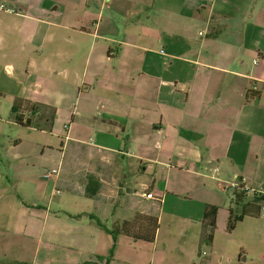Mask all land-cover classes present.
I'll list each match as a JSON object with an SVG mask.
<instances>
[{
    "label": "crops",
    "instance_id": "1",
    "mask_svg": "<svg viewBox=\"0 0 264 264\" xmlns=\"http://www.w3.org/2000/svg\"><path fill=\"white\" fill-rule=\"evenodd\" d=\"M0 4L9 8L0 11V57L36 82L14 84L27 92L13 96L17 123L42 119L43 106L58 136L70 124L58 166L9 159L20 201L0 200V264H172L168 242L156 258L160 230L148 243L115 241L106 229L165 213L197 228L203 244L207 205L219 208L214 238L190 262L233 264L224 261L235 208L227 187L236 180L264 195V0ZM35 84L59 86L56 99L34 98Z\"/></svg>",
    "mask_w": 264,
    "mask_h": 264
},
{
    "label": "rangeland",
    "instance_id": "2",
    "mask_svg": "<svg viewBox=\"0 0 264 264\" xmlns=\"http://www.w3.org/2000/svg\"><path fill=\"white\" fill-rule=\"evenodd\" d=\"M1 5L3 4H0V6ZM0 11H9V8L4 5V8L0 9ZM0 61L2 64L0 71V200L2 203H8L13 200H19L20 197V191L15 195L14 199L12 196L13 192L17 191L16 187L10 181L9 167L12 162L9 161V159L13 160L14 156H19L24 158L29 166H33L40 170L51 169L52 167L58 166L59 162L62 161V143L65 142L64 136L67 134L66 127H69L70 124H67L66 127L62 124V129L60 131H62L63 136H58L57 130L53 132L52 127L47 125L46 122L47 115H54V113L43 106H39V118L42 119H36L38 117L34 118L32 116L31 125H27L26 122L24 125L17 123L14 117L13 96L26 95L27 92H23L21 86H14V84H17V81L27 82L28 79L31 78L26 74L25 70L18 69L17 66H15L14 59H5L1 56ZM11 66H13L14 71L10 68ZM55 79L57 81V78ZM34 80L35 79H31L33 83H36ZM14 81H16V83H14ZM35 85L36 86H28L30 91L36 92L30 93L34 98L40 101H43L45 96L56 99L59 86H53V84L50 86ZM72 101L75 102V98ZM75 108L76 105H72L71 109L74 112H76V110H74ZM29 113L30 112H28V115ZM227 196L231 197L233 195L230 192ZM71 198L78 200L77 197ZM248 198L252 199L251 197ZM88 202L92 204L91 201ZM168 205H170V202H168L166 210L168 209ZM163 206L162 204V210ZM1 217L4 216L1 215ZM157 218L159 222L157 232L160 230L157 244L158 252H156L157 260L160 258L159 254L164 250V245L167 242L169 246L166 250V257L167 261L172 264H191L190 261L193 256L196 254L200 255L201 251L207 249L206 245L210 244L205 238L203 244H201L199 237H197V228L195 227H191L187 224L185 226L178 219L165 213L162 217L160 216V219L159 215ZM1 220L8 221V218ZM219 225H221V223ZM263 230L264 219L256 217L255 219H249L245 224H239L232 233L227 232L229 237V252L224 256V261L227 262L231 256L232 259L235 260L233 264H264V247L262 248L260 245V238L264 236ZM137 244L136 246H143L144 249H147L146 254H149L148 250L151 247L150 244ZM199 244H201V246H199ZM241 244H243L242 247H245V250H243V258H246L247 261L242 260L238 262L239 260L235 258H237L240 253V248H242ZM199 247H202L201 250ZM123 255H126L128 259H134V257H136V251L132 252L131 250ZM149 257L150 256L146 255V258Z\"/></svg>",
    "mask_w": 264,
    "mask_h": 264
},
{
    "label": "trees",
    "instance_id": "3",
    "mask_svg": "<svg viewBox=\"0 0 264 264\" xmlns=\"http://www.w3.org/2000/svg\"><path fill=\"white\" fill-rule=\"evenodd\" d=\"M33 113L36 114V109H32ZM22 115H18L19 124H23L20 117ZM27 125H30L26 122ZM249 192L245 190L244 186L234 192V203L235 208H231L229 211V218L227 221L226 231L228 233H232L237 225L244 221L246 217H260V212L262 208V203L264 202L263 194H254L250 199L248 198ZM219 208L214 205H207L204 209L203 213V224L206 228V237L205 240L208 242H212L214 238V233L217 227V216H218ZM78 216L77 218H80ZM158 218H146L144 221L141 219H136L135 222H124L122 224H118L114 226L112 229H106L107 233H109L114 240L118 238L119 235H127L132 237L135 240H142L144 242H154L157 230H158ZM116 251V245H113V248L110 253L109 259H111Z\"/></svg>",
    "mask_w": 264,
    "mask_h": 264
},
{
    "label": "built area",
    "instance_id": "4",
    "mask_svg": "<svg viewBox=\"0 0 264 264\" xmlns=\"http://www.w3.org/2000/svg\"><path fill=\"white\" fill-rule=\"evenodd\" d=\"M2 8H4V5H1L0 6V9H2ZM215 173H219L220 172V168H215ZM55 176H57V173H56V171H49V172H46L45 173V177L46 178H54ZM241 186H243V185H241L240 184V182L239 181H233V182H231L229 185H228V189L229 190H233V191H237V190H239L240 188H241ZM244 188H245V190L246 191H248L249 193L251 192V193H254V194H262V193H258V192H256V191H254L253 189H251V188H247V187H245L244 186ZM147 197L148 198H153V195L152 194H149V195H147ZM260 217L261 218H263L264 219V202L262 203V208H261V212H260Z\"/></svg>",
    "mask_w": 264,
    "mask_h": 264
}]
</instances>
